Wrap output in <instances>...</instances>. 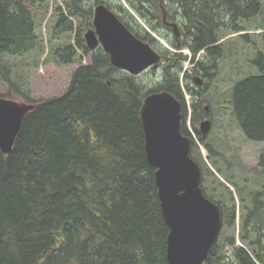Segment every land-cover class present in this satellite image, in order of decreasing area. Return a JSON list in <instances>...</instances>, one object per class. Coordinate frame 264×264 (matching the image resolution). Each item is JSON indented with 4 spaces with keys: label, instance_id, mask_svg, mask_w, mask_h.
<instances>
[{
    "label": "trees",
    "instance_id": "trees-1",
    "mask_svg": "<svg viewBox=\"0 0 264 264\" xmlns=\"http://www.w3.org/2000/svg\"><path fill=\"white\" fill-rule=\"evenodd\" d=\"M40 1L0 0V79L8 86L1 96L35 105L24 117L11 152L5 155L0 150V264H168V226L154 168L144 149L143 98L167 90L180 100L186 117L185 88L191 95V124L199 134L195 122L206 114L204 91L224 57V36L219 32L224 28L239 32L237 19L257 17L260 21L254 29L263 31L264 0H125L152 28L150 19L161 24V4L168 16L176 12L184 38L169 41L174 50L161 46L121 0L57 4L46 44L36 31L33 10L42 6ZM99 3L114 11L135 36L155 49L160 45L157 50L164 63L157 85L149 87L137 75L113 66L101 47L88 48L81 26L74 43L70 41L76 29L71 17L88 30ZM183 48L189 49V57ZM45 50L44 59L56 65L73 63L77 54L78 58L90 54V62L72 72L62 93L33 99L29 81L11 58L31 52L41 55ZM186 60L192 69H184ZM190 71L204 76L199 88L185 82ZM230 105L245 138L264 141V72L234 83ZM181 132L190 137L183 122ZM190 139V155L200 166L201 180L205 175L216 178L199 145ZM204 146L210 162L228 178L229 170H222L208 143ZM258 165L260 177L256 173L249 185L245 183L244 192L233 183L240 196L238 215L233 192L224 182L216 178L212 183L214 188H224L219 199L201 186L204 195L219 205L221 220L234 231L218 235L202 264H264V151ZM236 217L240 243L236 242Z\"/></svg>",
    "mask_w": 264,
    "mask_h": 264
},
{
    "label": "water",
    "instance_id": "water-1",
    "mask_svg": "<svg viewBox=\"0 0 264 264\" xmlns=\"http://www.w3.org/2000/svg\"><path fill=\"white\" fill-rule=\"evenodd\" d=\"M173 34H180L176 22H166ZM93 28L83 34L86 46L98 44L109 55L113 66L132 75L156 69L161 54L150 43L138 38L103 3L96 4ZM203 84L199 75L193 77ZM35 105L0 95V150L8 155L21 129L26 114ZM182 104L167 90L145 95L140 108L144 132V149L148 163L154 168V180L165 223L168 226L166 258L168 264H202L216 242L222 226L219 205L206 197L200 185L201 169L191 157V139L181 132ZM208 110V106H205ZM211 119L199 122L203 139L209 132Z\"/></svg>",
    "mask_w": 264,
    "mask_h": 264
},
{
    "label": "rangeland",
    "instance_id": "rangeland-1",
    "mask_svg": "<svg viewBox=\"0 0 264 264\" xmlns=\"http://www.w3.org/2000/svg\"><path fill=\"white\" fill-rule=\"evenodd\" d=\"M121 1L143 26V29L149 31L151 35L158 39L161 46L174 50L169 41H173L176 36H174L169 28L161 25L157 20L151 19L149 21H151V24L154 25L155 28L150 27L149 23H147L145 19L139 17L133 9L127 5L125 0ZM40 3H42L40 8H33L36 18V31L39 36L45 39V43L47 44V39L50 37L51 26L54 25L55 22V16L52 10L57 4L63 7L65 0H41ZM113 3H118V0H113ZM170 7L175 9L174 6ZM71 18L76 28L71 35L72 38H70V41L74 43V38L77 35L79 26L82 28V36L88 26L75 17ZM179 21L180 18H178V22ZM225 21L229 22L228 17L225 18ZM258 21H260L258 17L254 19H237L235 24L241 29L239 32H232V30L225 28L219 32L221 36H224L221 39L224 46V57L220 60L219 68L215 76L210 80L208 89L204 91L202 106L205 107L207 105L208 110L206 111L204 109L206 113L205 116L195 122V125L198 127L202 119L207 117L211 119L210 130L202 141L204 144L208 143L211 146L215 153V156L212 157L219 162V166L222 170L224 172H226V169L229 170L227 174L228 178H225L222 173L218 172L216 167L210 162V158L208 157L209 152L199 139L201 137V132L197 134L193 130L190 120L192 113V107L190 105L191 95L183 88L187 115L184 117L182 114L181 123H184L190 138H193L194 142L199 145L203 159L216 174L218 181L224 182L233 192L237 215L240 207V196L233 183L238 184L244 192L248 187H246L245 183L249 185L256 177V173H258L260 177L261 167L258 165V160L259 154L264 151V141L254 142L245 138L232 117L230 94L234 83L238 80L251 74L264 72V67L262 68L264 64V30L261 31L260 28L254 29ZM229 25L231 26L230 22ZM240 34L242 35L239 36ZM180 38L184 37L180 35ZM56 41L58 43L60 40ZM156 49L160 51V45L156 44ZM181 51L188 55V57L190 56V54H188L190 51L187 48H183ZM46 54L47 51L45 50L41 55H36V52H31L21 57L11 58L17 63L19 72L26 76L29 81L30 95L33 99L48 98L62 93L70 84L72 72L79 65L90 62V54L85 55L83 58H78L79 54H77V59L73 63L56 65L54 62L44 59ZM198 54H205V52L200 51ZM34 60H37V63L35 65H30ZM163 63L164 61L161 59V63L156 69L149 68L145 70L137 75L138 79L143 80L144 84L149 87L157 85L162 81L161 70L163 68ZM183 67L184 69H192V65L187 60L183 62ZM197 75L199 74L190 71L185 82H188L191 87L199 88L202 85H197L193 81V77ZM202 77L204 76L202 75ZM183 82L182 80V83ZM7 91V84L0 79V95L6 94ZM192 156L199 160L196 151H192ZM216 178L214 176L205 175L200 184L208 194H212L215 199H219L222 192H224V188L222 186L213 187L212 183ZM238 222L239 220L236 217V242L240 243L237 237L239 228ZM224 231H227L229 234H234V231L228 229L222 221L221 230L219 232L220 237L223 235Z\"/></svg>",
    "mask_w": 264,
    "mask_h": 264
},
{
    "label": "flooded vegetation",
    "instance_id": "flooded-vegetation-1",
    "mask_svg": "<svg viewBox=\"0 0 264 264\" xmlns=\"http://www.w3.org/2000/svg\"><path fill=\"white\" fill-rule=\"evenodd\" d=\"M160 4H161V2H160ZM161 8H162L161 24H162L163 26L169 28V29L172 31V33H173V28H172L169 24H167V23H165V22L163 21L162 16H163V13H164V14H165L166 22H176V23L179 25L177 14H174L173 16H168L167 13H166V10H165V8H164V6H163L162 4H161ZM92 28H93V25H92ZM179 30H180V34H179L178 36H176V37H179V36L181 35V28H180V25H179ZM97 47H101L100 44H98ZM97 47H96V48H97ZM101 48H102V47H101ZM92 50H93V49H92ZM201 77H202V76H201ZM202 78H203V77H202Z\"/></svg>",
    "mask_w": 264,
    "mask_h": 264
}]
</instances>
